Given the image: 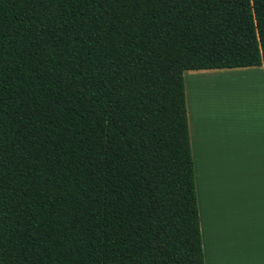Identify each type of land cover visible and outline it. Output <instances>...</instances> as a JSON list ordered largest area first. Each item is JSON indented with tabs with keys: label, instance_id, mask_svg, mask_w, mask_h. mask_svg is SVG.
<instances>
[{
	"label": "trees",
	"instance_id": "1",
	"mask_svg": "<svg viewBox=\"0 0 264 264\" xmlns=\"http://www.w3.org/2000/svg\"><path fill=\"white\" fill-rule=\"evenodd\" d=\"M264 63V0H0V264H204L183 72Z\"/></svg>",
	"mask_w": 264,
	"mask_h": 264
},
{
	"label": "crops",
	"instance_id": "2",
	"mask_svg": "<svg viewBox=\"0 0 264 264\" xmlns=\"http://www.w3.org/2000/svg\"><path fill=\"white\" fill-rule=\"evenodd\" d=\"M188 71L204 264H264V63Z\"/></svg>",
	"mask_w": 264,
	"mask_h": 264
},
{
	"label": "rangeland",
	"instance_id": "3",
	"mask_svg": "<svg viewBox=\"0 0 264 264\" xmlns=\"http://www.w3.org/2000/svg\"><path fill=\"white\" fill-rule=\"evenodd\" d=\"M231 70H235L236 71V69H231ZM225 71L226 72H230V73L235 72V71H228L227 69ZM214 72H216V71H214ZM183 77H184V85L188 86L190 78H193L192 76H190V71H188L187 73L183 74ZM202 78H203V80L207 79V77H202ZM186 89L187 88H185L184 90H186Z\"/></svg>",
	"mask_w": 264,
	"mask_h": 264
}]
</instances>
